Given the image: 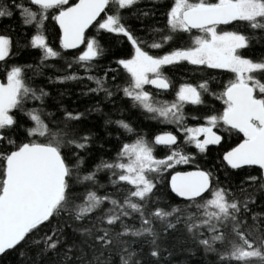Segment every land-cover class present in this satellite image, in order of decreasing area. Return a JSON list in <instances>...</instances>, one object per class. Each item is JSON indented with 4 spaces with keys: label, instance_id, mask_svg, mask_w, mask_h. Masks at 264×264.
Listing matches in <instances>:
<instances>
[{
    "label": "snow or ice",
    "instance_id": "6c2138e0",
    "mask_svg": "<svg viewBox=\"0 0 264 264\" xmlns=\"http://www.w3.org/2000/svg\"><path fill=\"white\" fill-rule=\"evenodd\" d=\"M29 3L38 6L39 13L23 4L14 6L20 9L25 24L34 23L36 33L31 37L29 46L41 52V65L49 59L60 57V52L49 46L43 32L46 13L51 9H60L52 19L61 30V48L68 50L77 49L82 44L86 46L73 60L86 73L91 72L93 62L104 54L99 41L95 37L86 36V30L90 26L96 27L97 32L126 37L132 45L133 54L131 58L120 59L116 63L130 77L128 86L122 91L133 102L134 107H140L149 113L150 119L177 125L178 130L184 133V144L194 145L201 153L206 151L207 146L220 143L221 136L213 129L221 124L225 126V130L242 133L243 141L224 155V161L232 169L258 166L264 170V58L253 60L241 54V50L250 47L254 37L239 31L217 30L219 25L234 22H245L253 30H264V0H215L214 3L208 0H174L167 13L170 31H190L195 28L205 35L196 37L193 47L174 49L162 56L152 55L145 48H162L173 38L171 35L162 36L159 42L146 44L122 22L121 10L131 8L139 0H78V3L67 8L63 6L68 4V0H29ZM110 5H115L113 14L106 12ZM101 13H105V18L98 20ZM11 15L12 11L0 4V17ZM10 55V38L0 35V62H6ZM182 62L209 69H225L234 73L235 79L219 95L210 92L206 80L195 86L184 83L175 90V99L172 101L157 100L145 90L146 85H151L160 94L172 88V80L164 74L163 69ZM71 66L70 63L69 67ZM25 71V67L11 66L6 70L7 83H0V147L6 142L11 148L10 151H0V255L15 249L30 234L61 213H71L75 220L80 221L101 210L103 214L96 217L92 228L82 229V235L91 237L90 246L99 245L101 250L110 251L114 245L122 246L124 254L120 257L121 264H141L139 259H134L137 253L130 250L128 240L123 239L125 237L145 239L152 246L151 257H160L159 233L154 227L157 222L165 232L175 229L177 224L183 222L186 231L203 246L205 252L217 253L219 264H264V232H256L254 235L255 229H246L243 220L238 219V214L247 212L249 203L254 201L246 199L238 202L230 199V190L218 186L210 171L198 168L196 171L177 172L171 176V191L188 202L184 208H149L150 196L155 188L149 174H159L173 168L174 164H188L194 159L184 153L177 136L170 132L156 135L151 142L138 137L131 144H123L115 162L101 159L95 166V171L81 177L79 169L84 163V157L73 152L75 162L70 164L62 149L74 147L83 151L88 147L90 137L68 138L72 134L67 131L53 132L45 123L42 107L24 108V103L29 98L42 102L48 95L43 89L28 86ZM82 78L73 73L62 77L60 82ZM86 78L96 84V88L90 89L91 92L103 91L108 96L112 95L105 87L104 78L92 75ZM205 93L223 101L225 107L222 113L206 116L204 125L187 127L185 106L204 105ZM13 110H18L32 121L33 126L26 129L29 137H44L47 142L29 140L18 144L11 138L8 133L18 123L12 114ZM82 115L66 113L65 121H78ZM192 119L198 117L193 116ZM108 123H115L129 134L135 132L123 120ZM68 127L66 123L65 129ZM201 136L203 139H200ZM155 146H164L170 154L164 159H157L154 156ZM124 160L127 162H122ZM105 170L115 177H110L113 186L125 182L132 185L134 190L128 191L121 201L108 194L101 196L90 189L82 203L76 204L73 178L75 177L77 184H95L96 173ZM249 179L253 182L257 180L256 177ZM260 188L264 189V181L260 183ZM205 193L209 194V198H204ZM105 202L111 207L102 209ZM258 215H254L253 220ZM127 217L138 219L140 227L125 223L124 218ZM118 223L121 230L115 232L113 228ZM103 224L109 227L97 226ZM201 229L206 230L209 235L205 236ZM226 229L235 238L230 239L229 234L224 231ZM33 243H42L44 252L53 251L63 243V229L55 228L51 234H46ZM218 243L226 247L222 251L218 250ZM65 257L70 259L67 253ZM95 260L98 264H107L99 256Z\"/></svg>",
    "mask_w": 264,
    "mask_h": 264
},
{
    "label": "trees",
    "instance_id": "16d2710c",
    "mask_svg": "<svg viewBox=\"0 0 264 264\" xmlns=\"http://www.w3.org/2000/svg\"><path fill=\"white\" fill-rule=\"evenodd\" d=\"M77 0H68L67 8L75 4ZM198 2V0H190ZM215 2V0H208ZM0 4L5 5L12 11L13 15L0 17V35L9 37L11 40V55L6 62H0V71L6 72L11 66H22L26 68L24 73L25 81L33 89H43L47 96L43 101L28 99L24 103L25 109L43 108L45 123L53 132L67 131L71 133L68 138H79L89 136L88 147L81 151L74 147H65L62 149L69 163L75 162L73 152H78L84 157V163L79 169V175L82 177L95 171V166L101 159L109 162H115L117 153L125 143H130L138 137H143L146 141H152L158 133L171 129V124L160 123L157 120L148 118L146 113L140 107H134L133 102L124 95L122 89L127 87L130 82L128 73L116 63L120 59H127L133 54L131 43L126 37L104 31L97 32L96 27L91 26L86 30V36L95 37L104 49V54L93 62L91 72L86 73L79 64L73 63L75 57L79 56L85 47L76 51H67L60 46V31L56 21L52 17L58 14L60 9H51L46 13L47 19L44 20L43 32L47 43L56 51L60 52L59 58L49 59L41 65V52L29 46L31 37L36 33L34 23L31 25L24 23L20 9L15 4H23L32 11L39 13L38 6L31 5L29 0H0ZM174 4V0H139V3L131 8L121 10L123 23L127 25L130 31L138 38L144 40L146 44L153 41L159 42L162 36L171 35L173 38L162 48H145L152 55H159L171 52L174 49H184L193 46V39L198 34L199 29L190 31L171 32L167 25V13ZM107 14L115 12V5H110L106 9ZM105 13L99 20L103 19ZM218 31H239L247 36L254 37L251 40L250 47L241 50L244 57L253 60L264 58V30H253L245 22H234L230 25L217 26ZM72 64L69 67V64ZM31 65V68H27ZM37 66H39L37 68ZM111 70V71H110ZM163 72L173 83V87L167 91L157 94L146 86L157 100H171L175 95V90L184 83L197 85L202 81H208V87L211 93L219 95L234 78V73L225 69H209L204 66L191 65L182 62L175 66H165ZM77 74L82 79L66 80L60 82V79L66 75ZM107 73V75H106ZM88 75L101 77L105 80V87L112 92L108 96L106 92H91L90 89L96 88V84L87 79ZM204 105H186L184 109L185 120L193 121L190 124H196L200 119L208 115L219 114L224 109L222 100L216 99V96L205 93L203 96ZM82 113L78 121H65L66 113ZM51 115H47V114ZM18 123L8 135L16 142L26 143L29 140L37 142H47L44 137H29L26 129L33 126L31 120L24 116L18 110H13ZM193 116L198 119H192ZM123 120L135 129V132L129 134L115 123L108 121ZM69 127L65 129V124ZM223 137L221 142L201 153L194 145H185L184 139L179 134V141L185 154L192 156L193 162L185 166H179L159 174L152 178L155 188L150 196V209L156 207L170 210L173 206L184 208L188 203L184 199L175 197L170 191L168 180L173 170L182 169H203L210 171L218 186L230 190V199H236L238 202L250 199L254 203H249V210L238 214V219L243 220L246 229H255L256 232H264V189L260 188L263 181L261 170L256 167L242 166L239 169H232L224 161V153L235 147L241 142L242 137L237 131H228V134L222 129ZM6 142L0 151H10ZM154 155L157 158L167 156V151L159 146H155ZM154 174V173H153ZM112 174L110 171H100L96 173V183L85 182L83 184L75 183L73 178V192L77 199L76 204H80L86 192L90 189L95 190L99 195H111L116 199L123 200L128 191L134 190L131 185L121 182L118 186H113L110 182ZM250 177H256L255 182ZM102 186V187H101ZM208 193L204 194L206 197ZM111 205L105 202L102 209H108ZM195 211V209H189ZM98 210L84 220L77 221L73 215L68 212L61 213L53 217L50 222H46L40 229L32 234L13 250H8L0 255V264H98L95 257L106 261L107 264H121V255H123L122 246H112L111 250H101L99 245L90 246L91 237L82 235V229L92 228L96 222V217L102 215ZM253 220V216L257 215ZM172 219V218H170ZM125 223L140 227L138 219L132 217L124 218ZM109 227L106 224L97 225ZM159 233L158 244L161 255L159 258H153L150 255L152 246L145 239L134 237H125L128 240L130 250L137 253L134 259H139L141 264H219L217 253L205 252L203 246L199 245L192 235L186 231L183 222L177 224L175 229L165 232L159 222L154 224ZM55 228L63 229V243L53 251H43V244L33 243L40 240L46 234H51ZM113 230H121L119 223ZM205 236L209 235L206 230ZM229 234V238H235L230 234V230H224ZM87 241V242H86ZM135 241V242H133ZM218 250H223L226 245L218 243ZM71 248L69 252L68 249ZM65 253L70 259L65 257ZM255 264V262H254Z\"/></svg>",
    "mask_w": 264,
    "mask_h": 264
},
{
    "label": "flooded vegetation",
    "instance_id": "af4514ba",
    "mask_svg": "<svg viewBox=\"0 0 264 264\" xmlns=\"http://www.w3.org/2000/svg\"><path fill=\"white\" fill-rule=\"evenodd\" d=\"M74 5V4H73ZM72 5V6H73ZM57 25V24H56ZM58 27V26H57ZM91 27V26H90ZM89 27V28H90ZM58 29H59V27H58ZM59 31H60V29H59ZM60 37H61V31H60ZM0 80L2 81V83H7V80H6V72H2V71H0ZM147 86V85H146ZM203 121V119H200V121L199 122H202ZM189 122V123H188ZM190 122L192 123L193 121L190 119V121H188V119H186L185 120V124L186 125H188V124H190ZM198 122V123H199ZM172 126V128L171 129H166V130H164V131H162V132H166V131H171V132H173L176 136H177V139H178V141H179V134H181L182 135V133L180 132V131H178L173 125H171ZM224 130V132H226V134H228V130H225V126L223 125V124H221L219 127H217V128H214L213 129V131H215L216 133H218L220 136H221V140H222V137H223V133L221 132V130ZM238 134L242 137V140H241V142L243 141V139H244V137H243V135H242V133H239L238 132ZM155 137V136H154ZM201 139H202V136H201ZM221 142V141H220ZM240 142V143H241ZM239 144V143H238ZM237 144V145H238ZM216 145H218V144H216ZM216 145H214V146H216ZM236 145V146H237ZM214 146H207V148H210V147H214ZM235 146V147H236ZM159 147H163V146H159ZM235 147H233V148H235ZM233 148H231V149H233ZM230 149V150H231ZM229 151V150H228ZM227 152V151H226ZM225 152V153H226ZM225 153H224V155H225ZM224 157V156H223ZM230 167V166H229ZM249 167H251V166H249ZM257 168V167H256ZM260 169V168H259ZM184 170H187V169H182V170H176V171H184ZM191 170V169H190ZM203 170V169H202ZM261 170V169H260ZM205 171V170H204ZM261 176H262V172H261Z\"/></svg>",
    "mask_w": 264,
    "mask_h": 264
},
{
    "label": "rangeland",
    "instance_id": "374dc122",
    "mask_svg": "<svg viewBox=\"0 0 264 264\" xmlns=\"http://www.w3.org/2000/svg\"><path fill=\"white\" fill-rule=\"evenodd\" d=\"M104 18H105V16H104ZM103 18V19H104ZM102 20V19H101ZM218 30V29H217ZM221 32H223V31H221ZM205 34L203 33V32H201L200 30H199V32H198V34L194 37V39H193V46H194V40H195V38L196 37H198V36H204ZM192 46V47H193ZM86 47V46H85ZM85 47L83 48V50H82V52L85 50ZM81 52V53H82ZM162 55H164V54H159V55H157V56H162ZM129 58H131V57H129ZM129 58H127V59H129ZM235 79V74H234V78H233V80ZM232 80V81H233ZM181 86V85H180ZM179 86V87H180ZM178 87V88H179ZM145 90H147V88H146V86H145ZM148 91V90H147ZM175 99V95H174V97L171 99V100H165V99H162V101H172V100H174ZM223 111V110H222ZM222 111H221V113H222ZM189 123V122H188ZM205 124V119L203 118V121L202 122H199V123H196V124H191V125H186L187 127H197V126H200V125H204ZM171 125H173L177 130H178V128H177V125H175V124H171ZM178 131H180L181 133H182V139H185V137H184V133H183V131L182 130H178ZM200 139H201V137H200ZM133 142H135V140L134 141H132V142H130V143H128V144H131V143H133ZM148 142H150V141H148ZM162 148H164L166 151H167V155H169L170 153H169V151H168V149H166L164 146L162 147ZM155 156V155H154ZM157 158V157H156ZM165 158V157H164ZM164 158H157V159H164ZM122 162H127L126 160H124V161H122ZM189 164V163H188ZM188 164H183V163H181V164H174V167L173 168H170V169H174V168H176V167H179V166H185V165H188ZM170 169H167V170H165V171H168V170H170ZM195 169V168H194ZM198 169V168H197ZM187 170H190V169H187ZM192 170V169H191ZM165 171H163V172H165ZM173 172H175V170H173L171 173H173ZM156 173H151V174H149L150 175V178L152 179L153 178V176L155 175ZM155 177V176H154ZM132 186V185H131ZM132 188H133V186H132ZM205 199H207V198H209V194L206 196V197H204Z\"/></svg>",
    "mask_w": 264,
    "mask_h": 264
},
{
    "label": "water",
    "instance_id": "95a60500",
    "mask_svg": "<svg viewBox=\"0 0 264 264\" xmlns=\"http://www.w3.org/2000/svg\"><path fill=\"white\" fill-rule=\"evenodd\" d=\"M76 3H78V0L75 2V4ZM74 4V5H75ZM103 15V13H101V16ZM100 16V17H101ZM100 17H98L97 19L99 20L100 19ZM95 23V22H94ZM57 24V23H56ZM57 26L59 27V25L57 24ZM60 29V28H59ZM193 29H195V28H193ZM61 31V30H60ZM81 46L82 45H80L77 49H68L67 51H76V50H79L80 48H81ZM0 83H2V81L0 80ZM148 86V88H150V89H152V90H156L157 91V89H155L153 86H151V85H147ZM166 132H170V133H172L173 135H175L173 132H171V131H166ZM161 133H164V132H160V133H158V134H161ZM157 134V135H158ZM218 134V133H217ZM219 135V134H218ZM243 135V134H242ZM176 136V135H175ZM202 139H203V137H202ZM216 145V144H215ZM209 146H214V145H209ZM238 146V145H237ZM236 146V147H237ZM230 151V150H229ZM228 152V151H227ZM226 152V153H227ZM225 153V154H226ZM251 167H257V168H259L258 166H251ZM197 169H192V170H184V171H175V172H173V173H171L170 174V176H169V180H168V184H169V188H170V180H171V176L173 175V174H175V173H177V172H192V171H196ZM202 170V169H201ZM261 172H262V179H263V181H264V170H261ZM170 191H171V188H170ZM172 192V191H171ZM172 194L175 196V197H177V198H179V199H183V198H180V197H178V196H176L175 195V193H173L172 192Z\"/></svg>",
    "mask_w": 264,
    "mask_h": 264
}]
</instances>
